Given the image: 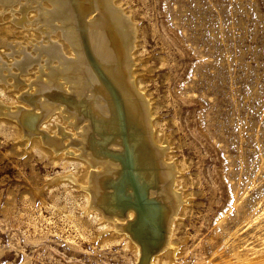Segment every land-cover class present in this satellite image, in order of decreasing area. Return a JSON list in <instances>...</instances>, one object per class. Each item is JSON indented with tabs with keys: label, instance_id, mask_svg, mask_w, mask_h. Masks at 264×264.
Returning <instances> with one entry per match:
<instances>
[{
	"label": "rangeland",
	"instance_id": "374dc122",
	"mask_svg": "<svg viewBox=\"0 0 264 264\" xmlns=\"http://www.w3.org/2000/svg\"><path fill=\"white\" fill-rule=\"evenodd\" d=\"M117 6L135 24L138 75L186 165L189 216L176 238L189 237L176 264H237L246 246L264 247V0ZM28 149L0 123V264H135L126 241L58 184L53 156Z\"/></svg>",
	"mask_w": 264,
	"mask_h": 264
},
{
	"label": "bare ground",
	"instance_id": "6f19581e",
	"mask_svg": "<svg viewBox=\"0 0 264 264\" xmlns=\"http://www.w3.org/2000/svg\"><path fill=\"white\" fill-rule=\"evenodd\" d=\"M117 4L118 0H0V123L13 125L27 150L53 156L54 166L63 170L55 179L58 184L79 193L85 212L101 218L105 234L126 241L124 248L135 255V264L140 263L142 249L148 254L143 264H176L189 237L184 229L183 239L176 238L189 216L186 165L172 155L170 136L159 124L152 97L137 72L135 24ZM63 96L80 102L81 110L73 108L71 100H61ZM114 96L125 115V130L133 132L124 137L133 139L135 148L140 146L138 153L131 150L137 185L153 187L150 196L162 203L157 219L161 233L146 225L148 229L137 232L141 239L127 228L136 211H117L107 202L111 190L103 186L120 174L122 166L112 155L123 150L122 139L108 147L103 144L107 156L95 154L97 129L101 139L120 137ZM245 248L237 264H264V247Z\"/></svg>",
	"mask_w": 264,
	"mask_h": 264
},
{
	"label": "water",
	"instance_id": "95a60500",
	"mask_svg": "<svg viewBox=\"0 0 264 264\" xmlns=\"http://www.w3.org/2000/svg\"><path fill=\"white\" fill-rule=\"evenodd\" d=\"M104 81H105V79H104ZM62 98H61V100H63V101L69 99L66 96H63ZM69 100H71V99H69ZM113 100L116 102L115 103L116 104V110H117V115L119 117L118 120H119L120 127H121V131L119 134L120 137L117 136L118 134L117 135L115 134L111 138H109V137L107 139L103 138L104 139L103 140V139H101V136L99 135V132H98L99 129H97L94 133L97 135L96 136L97 140L100 143L99 142L94 143V145L98 149L95 152V154L100 155V156H105L107 153H105L104 148H102V147H104L103 144H106V147H108L111 145V143L116 142V140L118 138L122 139L123 150L121 152H117V151L115 152V151L111 150L115 153H120L119 156L112 155L114 157V160H116L117 162H120V164L122 166L121 170L119 171L120 174L115 179H111V178L106 179L103 183V186H105L107 189L111 190L110 192L107 193V202H108V204L115 207L117 209V211H121V212H123V214H126L130 210L136 211L135 218L133 220L128 221L127 228L136 235L137 239H139V238L141 239L142 236L137 235V232L140 233L141 232L140 230L144 231V229H148L149 226L146 228L145 227L146 225H150L151 228H154V231L156 230V233H161V231H160L161 221H159L157 219L160 215L162 203L158 199L152 198L150 196V192L154 189L153 187L144 186L143 188H141L140 186L138 187V185H137L140 183L138 181V178L134 174L136 168L134 166V161H133L132 156H131V150L133 152L135 150L136 153H138L136 148L139 149L140 146L138 144L135 148L134 146H132L133 139L129 138V140H128L127 138L124 137L125 135L131 136L133 134V132L128 133L125 130V128H126L125 115L122 112L123 109L120 105L118 96H114ZM71 102H72V104L75 105L73 107V105L71 104V106L73 108H75V109L79 108V110H81L82 106H81L80 102H78V101L73 102L72 100H71ZM31 110H33V109H31ZM27 111H29V110H27ZM80 112L83 113V111H80ZM36 114L38 115V113H36ZM95 121H97V120H95ZM105 132H108V131H105ZM134 133H137V131ZM104 141H105V143H103ZM127 141H128V143L130 142L132 149L130 146H128ZM90 149L92 150L91 146H90ZM139 157H140V155L138 154V158ZM150 163L151 162H149L148 165H150ZM137 181H138V183H137ZM126 189H127L128 195L126 194ZM147 192H148V194H147ZM164 214L165 215H163V216L165 217L166 211L164 212ZM166 234L167 233L165 232L163 235V244L166 240ZM159 239H160V237L158 238V240ZM141 245H142V243H141ZM157 251H155V252H157ZM147 256H148V254H146L142 249L141 259H140L139 264L145 263Z\"/></svg>",
	"mask_w": 264,
	"mask_h": 264
}]
</instances>
